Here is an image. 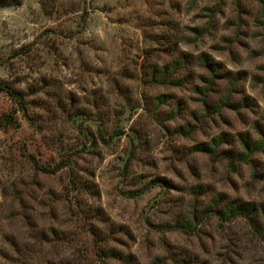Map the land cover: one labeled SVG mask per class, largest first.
Listing matches in <instances>:
<instances>
[{
  "label": "rangeland",
  "instance_id": "rangeland-1",
  "mask_svg": "<svg viewBox=\"0 0 264 264\" xmlns=\"http://www.w3.org/2000/svg\"><path fill=\"white\" fill-rule=\"evenodd\" d=\"M0 84V264H264V0H0Z\"/></svg>",
  "mask_w": 264,
  "mask_h": 264
},
{
  "label": "trees",
  "instance_id": "trees-1",
  "mask_svg": "<svg viewBox=\"0 0 264 264\" xmlns=\"http://www.w3.org/2000/svg\"><path fill=\"white\" fill-rule=\"evenodd\" d=\"M2 5H6V4H2ZM211 65H214V64H211ZM0 89L7 91L9 95L13 98V100H15V102L17 103V108H14L13 111L0 116V130H1V129H7L11 126L19 125L21 123L20 118L17 115L18 111L22 112L26 117H28L27 116L28 101L26 100L22 92L16 90L15 88L9 85L0 84ZM220 142H217V144H219ZM196 149L199 151L207 152L208 151L207 149L209 148L207 147L206 143H202V144L197 145ZM257 149H264V139L257 141L253 144L246 143L245 150L239 153L240 159H242V161H247L249 157L253 153H255ZM72 159H73L72 157L69 158L68 156V158L60 162V164L57 167L58 168L59 167H70L72 169V164H73ZM33 162L35 163L36 167L39 170H42L47 173L53 172V170H50L44 165L40 164V162L36 159L35 156L33 157ZM72 183L74 187H76V185H78L79 183V180L75 177V174H73ZM256 209L257 208L255 207L252 208L250 204H243V203L238 204L235 202H228L222 208L219 207V204H216L215 206L211 207L212 212H215L221 216L243 215L249 218L253 216V213L254 211H256ZM262 215L264 216V210L262 212Z\"/></svg>",
  "mask_w": 264,
  "mask_h": 264
}]
</instances>
